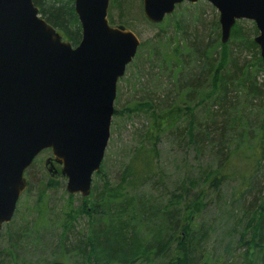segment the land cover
Masks as SVG:
<instances>
[{
	"label": "trees",
	"instance_id": "obj_1",
	"mask_svg": "<svg viewBox=\"0 0 264 264\" xmlns=\"http://www.w3.org/2000/svg\"><path fill=\"white\" fill-rule=\"evenodd\" d=\"M33 1L46 22L70 44L78 43L82 33L74 0ZM134 2L110 0L108 9L138 10ZM184 3L176 5L161 23L145 18L159 31L141 41L128 67H134L141 78L147 62L152 70L142 83L149 84L156 94L164 90L168 80L174 90L164 94L158 104L144 94L142 99L114 109V120L146 116L143 126L132 132L136 146L122 167L119 181L112 183L102 177L100 168L96 173L103 181L100 187V181L93 183L89 196L83 197L77 208L66 204L62 220L56 223L60 231L55 242L49 237L54 228L47 225L44 204L45 190L58 183L48 177L32 207L26 212L17 208L10 223L3 226L1 236L9 242L11 264H22L19 255L23 253L29 255V264H49L69 256L81 264H157L160 260L161 264H197L203 257L202 242L214 231L211 223L198 221L210 203L209 191L217 198L223 194L220 209L233 221L232 230L222 241L224 261L235 246L238 253L229 260L264 264V82L259 80L264 65L260 50L241 26L243 19L232 26L230 37L239 46L253 50L251 58L242 62L229 49V40L222 43L219 39L220 27L215 21L207 36L199 31L191 44L180 40L177 31L167 32L171 25L181 28L179 14L189 8ZM109 21L114 24L111 16ZM120 24L127 26L128 21L121 20ZM253 29L256 32V26ZM166 136L185 151H193L196 161L207 156L209 164L197 168L191 182L179 175L168 185L163 170L156 165L157 147ZM231 181L237 186L233 190L226 187ZM148 185L164 186L165 190L157 199L145 197L140 192ZM248 195L252 197L249 201ZM78 215L85 216L90 226L87 232L70 239L68 232ZM48 240L54 243L55 251L50 250L51 259L40 260Z\"/></svg>",
	"mask_w": 264,
	"mask_h": 264
},
{
	"label": "water",
	"instance_id": "obj_2",
	"mask_svg": "<svg viewBox=\"0 0 264 264\" xmlns=\"http://www.w3.org/2000/svg\"><path fill=\"white\" fill-rule=\"evenodd\" d=\"M109 1L74 0L82 34L72 45L33 0H0V229L28 185L24 171L44 149L52 153L46 163L60 164L68 193L90 194L110 137L116 84L140 44L134 31L110 24ZM183 1L197 0H142L144 16L160 23ZM207 1L218 11L222 43L236 20L254 21L264 64V0Z\"/></svg>",
	"mask_w": 264,
	"mask_h": 264
},
{
	"label": "rangeland",
	"instance_id": "obj_3",
	"mask_svg": "<svg viewBox=\"0 0 264 264\" xmlns=\"http://www.w3.org/2000/svg\"><path fill=\"white\" fill-rule=\"evenodd\" d=\"M120 1V0H119ZM184 6L189 7L187 10L181 12L180 19L183 21L180 29H176L174 25L168 26L166 28L167 32L173 33V31H177L178 38L182 41H188L190 44L193 41H196V35L199 31L202 34L205 33L207 36L210 27H212L213 22L218 23V12L216 8L211 5L208 1L198 0L192 3L185 2ZM138 6V10L135 8L134 10H127L122 8H114L112 11L109 10L108 18L112 17V21H114L113 26L123 25L120 24L121 20L128 21V25L126 26L130 30L134 31L137 35L139 41L146 40L153 36L157 31H159L158 26L149 24L145 17H141L139 13L144 16L143 8H142V0H135L134 7ZM197 15L198 17H195ZM124 26V25H123ZM241 26H243L244 31L247 36L253 38V36L258 32H254V22L243 19L241 22ZM125 27V28H126ZM126 28V29H127ZM231 37V34H230ZM229 37V38H230ZM219 38H220V29H219ZM229 49L232 54L238 56L239 61L242 62L244 59H250L253 55V50L245 47L243 44L239 46L238 43L234 42L232 38L227 42ZM144 69L141 70V78L136 73V69L134 67H128L126 69L125 74L122 78L119 79L117 84V93L115 97L114 108H119L120 106L127 104L130 101L142 99L144 94L149 96L151 99L156 100L158 104L159 101H163V95L167 94L174 90V86L171 81L165 86L162 92L150 91L152 87L145 85L142 83L147 79V72L152 68L151 65L147 62H144ZM156 70V68H155ZM162 78V76L160 77ZM141 79V80H140ZM259 80L264 82V73L261 72L259 74ZM140 81V82H139ZM142 83V84H141ZM146 116L142 115H134L131 117L124 116L120 118V120H114L115 117H112L111 127H110V138L107 144V148L104 153V159L102 161L101 169L104 174L102 177L107 178L112 183H116L119 181L122 167L127 162L129 156L133 153V148L136 146V142L133 138L132 132L135 129H140L144 121L146 120ZM115 122V123H114ZM159 156L156 159L155 163L163 170V175L165 174V179L168 181V185L172 184L169 182L174 181L179 178V175L188 177L191 182L197 171V168H205L209 162L207 161V156L204 155L201 157V160L196 161V156L193 151H185L183 146H180L178 143H174L173 138L166 136L163 137L158 145ZM50 150H43L41 154L36 158V162L31 165L29 169L26 170V178L28 180V189L23 192L21 198L17 204V207L20 211H27L32 207L34 200L37 198V192L39 188L44 187V182L48 177H52L57 180L58 186H54V188H49L45 190V217L47 221V225H50L54 228L49 234V237H53V240L57 242V234L60 231L58 225L62 220V214L65 211V206L67 203L73 205V208H77L78 204L82 201V195L80 193L74 194V196L70 199L69 194L65 190L66 182L62 180L57 172L59 170V166L54 162H46V159L51 157ZM238 161L236 157L234 159ZM51 169V171H48ZM55 169V170H54ZM57 172V173H56ZM157 172V171H156ZM93 183L99 184L100 187L102 178L100 179L98 176L94 175L92 179ZM95 181V182H94ZM92 183V184H93ZM164 186L151 187L146 186L140 192L143 196L152 197L157 199L161 195V190H165ZM226 187L236 186L235 181H231V184L227 183ZM95 192V191H94ZM97 192H95L96 194ZM98 194V193H97ZM223 194L221 196L217 195L215 192L209 191L208 199H210L209 205L204 209V212L199 216L198 221L207 224H212L214 227V231L211 234L206 236L202 245H204V251L200 253L202 258L198 260L197 264H238V262L229 260L228 257L231 255H236L238 250L235 249V246H232L230 251L228 252V256L224 261V256L221 254L225 250V245L222 243L227 238V234L232 230V219H228L225 215V211L220 209V206L223 204ZM251 195H248L247 201L251 199ZM21 214V213H20ZM90 226L88 219L85 216L78 215V217L74 220V225L69 232V238L74 239L78 237L81 233H85L88 231V227ZM2 233L4 230H1ZM2 235V234H1ZM46 244V253L43 258L40 260H48L52 258L53 245L51 240ZM9 242H7L5 237L0 236V261L1 264H11L9 259L12 258L9 252ZM31 246V245H30ZM28 249V245L26 246ZM55 251V249H54ZM18 255L16 254V257ZM29 255L26 253L19 255V260L22 264H29L28 262ZM62 260V259H61ZM67 264H81V261L77 258L70 257L67 260H62ZM158 262L159 264H161ZM40 264H43V261H39ZM157 263V264H158Z\"/></svg>",
	"mask_w": 264,
	"mask_h": 264
},
{
	"label": "bare ground",
	"instance_id": "obj_4",
	"mask_svg": "<svg viewBox=\"0 0 264 264\" xmlns=\"http://www.w3.org/2000/svg\"><path fill=\"white\" fill-rule=\"evenodd\" d=\"M259 187V186H258Z\"/></svg>",
	"mask_w": 264,
	"mask_h": 264
}]
</instances>
